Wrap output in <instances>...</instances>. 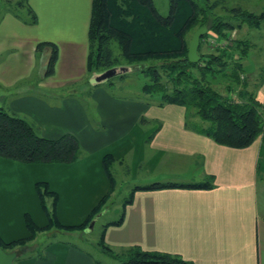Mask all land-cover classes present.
<instances>
[{"label": "crops", "instance_id": "crops-1", "mask_svg": "<svg viewBox=\"0 0 264 264\" xmlns=\"http://www.w3.org/2000/svg\"><path fill=\"white\" fill-rule=\"evenodd\" d=\"M25 1L36 15L35 24L28 23V16L9 12L0 19V84L13 87L28 79L36 70L35 46L47 41L57 47L54 72L44 77L40 71L36 85L63 88L76 79L71 76L76 71L86 70L92 0ZM48 55L45 48V66ZM61 72L65 80L55 82ZM44 97L0 102V108L34 124L41 136L74 135L81 157L72 163H21L0 157L3 241L28 235L25 215L39 227L47 224L35 191L39 181L57 194L58 221L65 226L81 224L108 191L102 158L111 154L113 165H124L128 174L140 171L147 178L142 184L210 181L212 187L136 191L122 223L106 227L108 246L116 251L139 246L176 254L191 264H264V182L257 177L264 172V133L246 148H232L185 128V112L170 114L178 105L96 102L108 126L105 133L92 126L78 102ZM256 98L264 104V82ZM166 106L169 110L160 112ZM84 232H41L37 237L46 233L63 238L49 237L39 250L30 242L17 264H103L75 243Z\"/></svg>", "mask_w": 264, "mask_h": 264}, {"label": "trees", "instance_id": "trees-1", "mask_svg": "<svg viewBox=\"0 0 264 264\" xmlns=\"http://www.w3.org/2000/svg\"><path fill=\"white\" fill-rule=\"evenodd\" d=\"M169 3V12L163 16L152 0H92L87 33L88 74L93 75L112 67L135 65L139 68L138 72L147 78L141 86L142 92L155 95L154 100L158 106L173 104L184 107L185 128L220 145L232 148L250 146L264 133V104L256 98V91L264 82V67L260 68L258 77L255 78V90H249L246 80L240 78L243 71L242 59L248 49L245 40H231L225 46L217 45L215 52L200 53L199 59L191 62L187 57L190 40L187 39V33L206 25L207 31L200 36L197 49L200 51L209 32L221 40H228L227 31L242 24L250 28L259 26L264 19V12L255 14L245 9L231 8L233 19L214 16L209 24L208 5L201 6L197 0H169ZM219 3L220 0H216L212 7H217ZM11 5L12 2L8 3V7ZM16 5L25 7L28 23L37 22L35 13L25 0L16 1ZM45 48L49 49V55L44 77L53 74L57 59V47L52 42L37 43L35 52ZM116 48L119 53L115 52ZM219 76L228 77L233 85L242 87L235 90L228 85L226 93H222L212 84ZM232 93L235 95L231 96ZM0 157L21 163H72L81 157V150L74 135L64 133L55 138L41 136L34 124L0 108ZM113 162L111 154L103 156L102 167L109 183L108 191L79 225H62L56 214L57 194L49 190L46 182H36L35 191L47 217V224L39 227L25 215L28 235L9 242L0 238L1 249L9 252L21 248L15 262L26 255L25 248L41 232L51 229L85 230L90 221L104 209L114 191L115 180L111 172ZM257 177L264 182V172L257 173ZM211 187L210 181L134 185L122 204L119 217L102 225L96 245L104 254L117 259L116 264H191L176 254L143 250L139 246L116 251L105 243V229L109 225L122 223L125 207L132 203L136 191Z\"/></svg>", "mask_w": 264, "mask_h": 264}, {"label": "rangeland", "instance_id": "rangeland-1", "mask_svg": "<svg viewBox=\"0 0 264 264\" xmlns=\"http://www.w3.org/2000/svg\"><path fill=\"white\" fill-rule=\"evenodd\" d=\"M16 1L18 0H0V19L8 12L21 17L28 16L26 9L16 5ZM152 1L155 8L161 15L166 16L168 14L170 4L169 0ZM197 1L201 6L207 7L208 5L207 11L210 12L209 24L214 16H221L223 19L229 20H231V18L233 19V17H231V8L245 9L255 14L264 12V0H220L219 5L215 8L212 7V4L216 0ZM10 2H12V5L8 7V3ZM7 8L11 10H8ZM235 22L237 23L238 21ZM192 33L193 32L187 33V39L191 38ZM263 33L264 19L256 28H250L246 24H242L240 27L227 31L228 40H221L214 33L209 32L202 43L200 51H197V55L199 56L200 53L206 54L215 52L217 45L225 46L231 40H245L248 43V49L246 55L242 59L243 71L241 72L240 78L241 80H246L247 88L249 90H255V78L258 77L260 68L264 67ZM44 52L45 50L37 52V57L35 59L36 70L28 79L25 78L21 80V82L17 83L13 87H3L0 84V102H12L14 100L30 96H45L44 98L52 100L51 102H60L62 99L73 100L78 102V104L84 108L87 119L92 126L97 131L105 133L108 132V126L103 121L104 116L101 113V109L97 107L96 102H139L141 104L150 103L157 106V102L154 100L156 99L155 95L151 96L142 92L141 86L147 78L142 73L138 72L139 68L135 65L126 66L129 67V71L115 75L99 84H92L90 82L92 75L88 74L87 70L82 72L81 69H79L75 74L71 75L76 79L63 88L49 90L38 87L36 83L40 77V71L45 69V65L43 64L45 60ZM115 52L119 53L118 48H116ZM98 73L100 72L95 74ZM63 78H65V74L61 72V74L56 76L55 82L59 81L60 83V80H65ZM212 84L222 93H226L225 88L228 85L234 87L235 90L240 88V86L242 87V85H233L230 78L224 76L217 77ZM234 93H232L231 96H234ZM167 110H169V108L166 106L164 109L161 108L160 112H167ZM182 111L185 112L184 107L178 106L176 109H170V112H172L170 114H179ZM111 172L115 180L114 191L110 194L104 209L98 214V216H96L92 229L81 233L83 237L81 241L75 239V243L77 242V244L85 248L95 258V260L103 264H116L118 260L101 253V251L95 247L102 225L109 221L116 220L119 217L122 210V204L128 198L130 189L134 185H142V183H146L145 179H147L140 173V171L138 173H134V176L128 174L124 165H113ZM49 237H51V239L63 238L60 234L48 235L45 233L36 237L34 241H31V247L37 248V250L41 249ZM17 262L18 261H15L13 264H17Z\"/></svg>", "mask_w": 264, "mask_h": 264}, {"label": "water", "instance_id": "water-1", "mask_svg": "<svg viewBox=\"0 0 264 264\" xmlns=\"http://www.w3.org/2000/svg\"><path fill=\"white\" fill-rule=\"evenodd\" d=\"M207 31L206 25L197 28L191 35V38L188 43V52L187 57L189 61L196 62L199 59V56L197 55V49L199 46L200 36L204 34ZM129 67L126 66H118V67H112L109 69H106L103 72H100L98 74H93L90 78V82L92 84H99L103 81L108 80L109 78L122 74L124 72L129 71ZM98 216V214L96 215ZM96 216L90 221L88 227L85 229V231L91 230L94 222L96 220ZM17 250H12L9 252L3 251L0 247V264H13L15 258L17 257Z\"/></svg>", "mask_w": 264, "mask_h": 264}]
</instances>
